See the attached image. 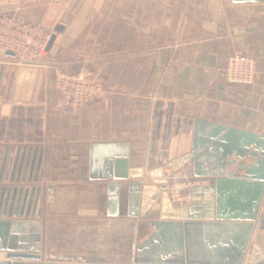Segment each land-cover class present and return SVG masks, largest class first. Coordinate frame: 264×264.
I'll return each mask as SVG.
<instances>
[{
    "label": "crops",
    "instance_id": "1",
    "mask_svg": "<svg viewBox=\"0 0 264 264\" xmlns=\"http://www.w3.org/2000/svg\"><path fill=\"white\" fill-rule=\"evenodd\" d=\"M198 4L0 0V13L41 25L53 37L48 56L33 65L0 54V163L17 150L37 154L30 180L5 179L4 172L0 181V190H23L17 210L8 205L0 216V242L15 230L26 242L27 258L19 261L176 259L180 227L165 219L161 200L150 202L163 181L168 194L182 187L173 204L187 209L195 207V190L217 185L209 198L219 192L230 229L241 237L253 223L250 241L258 233L264 196L255 209L258 189L239 183L245 169L237 166L246 163V153L233 141L241 139L238 131L264 135V2L231 0L205 20ZM234 54L257 61L253 84L224 80L221 69ZM83 64L102 74L106 95L82 111L60 107L56 67ZM202 207L190 216L205 219ZM198 233H190L195 244ZM249 248L241 264H248Z\"/></svg>",
    "mask_w": 264,
    "mask_h": 264
},
{
    "label": "water",
    "instance_id": "2",
    "mask_svg": "<svg viewBox=\"0 0 264 264\" xmlns=\"http://www.w3.org/2000/svg\"><path fill=\"white\" fill-rule=\"evenodd\" d=\"M233 3H250V2H264V0H232ZM51 37L49 45L52 43ZM13 55V53H8ZM237 131V130H234ZM241 136L240 140L234 139V149L245 151L246 163H240L237 168L245 169L244 176L237 178L239 183H243V187H257V197L255 202V209H259L263 196H264V135L248 132L238 131ZM36 152L32 149L17 150L16 153L4 155L0 163V181L5 172V179L18 181L21 179L23 182L32 178V173L36 164ZM243 158V156H242ZM38 167V165H37ZM29 171V174L27 175ZM231 176V175H228ZM227 176V177H228ZM129 177V175H125ZM220 176L217 177L218 180ZM238 182V181H237ZM168 183L163 181L159 189L153 194L151 198V205L158 200L162 201V214L165 219L170 220V224L179 225V252L176 259L161 264H241L244 253L248 244L250 243L251 230L253 223H249V233H244L241 237L235 230L230 229L229 223L225 221L223 213L221 212L220 203L218 199L219 192H216L213 199L209 198L210 193L216 190L217 185H208L195 190L196 199L194 201L195 207L192 205L175 207L168 194ZM141 192L140 190H136ZM22 189L14 188L0 190V215L6 213L8 205L9 212L13 211L22 197ZM138 194V193H137ZM34 191L30 194V201ZM28 190H25L23 195V202L26 203ZM10 203V204H9ZM205 219L198 220L190 216L193 209L198 212H203ZM203 213H201V216ZM256 217V216H255ZM254 218V213L249 221ZM255 219V218H254ZM196 229L198 233L199 242L195 244L192 242L190 233ZM262 230L264 232V218L262 223ZM17 231L6 233V237L0 242V264H24L20 257L27 258L25 252L26 242L19 238ZM5 236V235H4ZM196 242V241H195ZM154 264V263H146Z\"/></svg>",
    "mask_w": 264,
    "mask_h": 264
},
{
    "label": "built area",
    "instance_id": "3",
    "mask_svg": "<svg viewBox=\"0 0 264 264\" xmlns=\"http://www.w3.org/2000/svg\"><path fill=\"white\" fill-rule=\"evenodd\" d=\"M51 32L16 15L0 13V54L16 65L29 66L48 56ZM8 53H13L9 55ZM226 82L251 85L259 71L257 61L243 54L229 56L222 69ZM104 78L99 71L83 64L77 69L57 66L54 75V99L60 107L82 111L106 95ZM171 202L183 197L182 187H170Z\"/></svg>",
    "mask_w": 264,
    "mask_h": 264
},
{
    "label": "rangeland",
    "instance_id": "4",
    "mask_svg": "<svg viewBox=\"0 0 264 264\" xmlns=\"http://www.w3.org/2000/svg\"><path fill=\"white\" fill-rule=\"evenodd\" d=\"M199 2L204 17L219 15L226 4H231V0H195ZM264 218V217H263ZM262 218V220H263ZM263 223V221H262ZM262 223L250 241V257L248 256V264H264V232L262 231Z\"/></svg>",
    "mask_w": 264,
    "mask_h": 264
},
{
    "label": "flooded vegetation",
    "instance_id": "5",
    "mask_svg": "<svg viewBox=\"0 0 264 264\" xmlns=\"http://www.w3.org/2000/svg\"><path fill=\"white\" fill-rule=\"evenodd\" d=\"M6 212H7V211H6ZM0 216H2V214H1Z\"/></svg>",
    "mask_w": 264,
    "mask_h": 264
},
{
    "label": "trees",
    "instance_id": "6",
    "mask_svg": "<svg viewBox=\"0 0 264 264\" xmlns=\"http://www.w3.org/2000/svg\"><path fill=\"white\" fill-rule=\"evenodd\" d=\"M263 231V230H262Z\"/></svg>",
    "mask_w": 264,
    "mask_h": 264
}]
</instances>
